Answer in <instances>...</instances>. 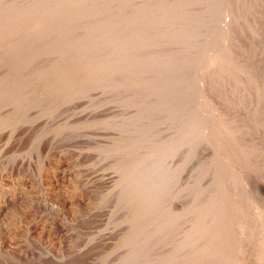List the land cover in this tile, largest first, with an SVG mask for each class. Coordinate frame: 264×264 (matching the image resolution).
<instances>
[{
    "label": "rangeland",
    "instance_id": "obj_1",
    "mask_svg": "<svg viewBox=\"0 0 264 264\" xmlns=\"http://www.w3.org/2000/svg\"><path fill=\"white\" fill-rule=\"evenodd\" d=\"M234 1L0 0V264L264 263V0Z\"/></svg>",
    "mask_w": 264,
    "mask_h": 264
},
{
    "label": "bare ground",
    "instance_id": "obj_2",
    "mask_svg": "<svg viewBox=\"0 0 264 264\" xmlns=\"http://www.w3.org/2000/svg\"><path fill=\"white\" fill-rule=\"evenodd\" d=\"M244 2H246L245 0H235L234 1V7L236 8V9H238L239 10V12L240 11H244ZM254 2V1H253ZM260 2V1H259ZM247 4L248 3H250V2H246ZM254 3H256L257 4V2L255 1ZM261 3V2H260ZM247 4H245V5H247ZM253 4V3H252ZM255 4V5H256ZM250 5H251V3H250ZM254 5V6H255ZM258 5H261V4H259L258 3ZM252 6V5H251ZM262 6H263V4H262ZM264 7V6H263ZM249 8H250V6H249ZM255 8H256V6H255ZM251 9H253V8H251ZM250 9V10H251ZM250 10H249V13H250ZM252 11V10H251ZM254 11V10H253ZM263 11H264V8H263ZM230 12V11H229ZM234 12V11H233ZM254 13V12H253ZM264 14V13H263ZM254 15H255V13H254ZM257 15V14H256ZM240 16V17H239ZM239 16L237 17V18H239V20H241V19H243V17H244V14L243 13H241V14H239ZM262 16V15H261ZM234 17V16H233ZM242 17V18H241ZM254 17V16H253ZM260 17V16H259ZM264 17V16H263ZM255 18V17H254ZM244 19H246V18H244ZM257 20V19H256ZM262 22V24L261 25H264V20H262L261 21ZM261 22H259V23H261ZM100 23V22H99ZM258 23V22H257ZM235 24H236V21H235ZM238 24H239V21H238ZM253 24V23H252ZM247 25V24H246ZM254 25H256V24H254ZM258 26L260 25V24H257ZM97 26V25H96ZM100 26V25H99ZM230 26V25H229ZM258 26H256V27H258ZM233 28L235 27L234 25L232 26ZM237 29H238V27H237ZM239 29H242V28H240L239 27ZM238 29V30H239ZM217 30V29H216ZM234 30V29H233ZM243 30V29H242ZM252 30V29H251ZM241 31V30H240ZM253 31V30H252ZM255 31H256V29H255ZM243 32H244V30H243ZM246 32V31H245ZM254 32V31H253ZM258 32V31H257ZM263 32V31H262ZM231 33V32H230ZM240 33V32H239ZM251 33V32H250ZM228 34H229V32H228ZM255 34H256V32H255ZM214 35V34H213ZM243 35V34H242ZM253 35V34H252ZM251 35V36H252ZM254 36H256V37H258L257 35H254ZM247 37H248V33H247ZM238 38V37H237ZM240 38V37H239ZM243 38H245V36L243 37ZM228 39V38H227ZM234 39V38H233ZM241 39V38H240ZM249 39V38H248ZM251 40H252V38H250ZM235 40V39H234ZM228 41V40H227ZM233 41V40H232ZM238 41H239V39H238ZM244 41V40H243ZM245 41H246V38H245ZM256 41V40H255ZM229 43V42H228ZM237 43V42H236ZM252 43V42H251ZM250 43V44H251ZM257 43L259 44V45H254L253 43H252V45L251 46H253L252 47V49H250L249 50V54H250V52H251V54H252V56L257 60V61H259V60H264V40L263 39H261L260 37H259V39H257ZM227 44V43H226ZM247 44V43H246ZM249 44V43H248ZM247 44V45H248ZM227 45H229V44H227ZM233 45H234V43H233ZM240 45H241V43H240ZM246 45V46H247ZM243 46V45H242ZM245 46V45H244ZM222 47V46H221ZM236 48H238V47H236ZM240 49H241V47H239ZM244 48V47H243ZM234 49V48H233ZM228 50V49H227ZM230 50V49H229ZM238 50V49H237ZM242 50H244V49H242ZM237 52L238 51H236V54H237ZM247 52V51H246ZM248 53V52H247ZM247 53H244L245 55L247 54ZM234 54V53H233ZM242 54V53H241ZM249 54L247 55V57L249 56ZM225 55V54H224ZM237 55H239V54H237ZM236 55V56H237ZM218 56V55H217ZM239 56H241V55H239ZM243 56V55H242ZM219 57V56H218ZM235 57V56H234ZM261 57L263 58V59H261ZM231 59H233V57H230ZM221 59V58H220ZM219 59V60H220ZM231 59H229V61H225L223 64H224V69H223V67H222V69L220 70H217V72H215V69H214V71H213V69H212V71H210L211 73H210V75H208V77H210L211 78V80H210V82L211 81H213V78L212 77H214V83L212 84V85H214V87L216 88V90H217V93H216V97H218V98H223L224 97V101L225 102H220V103H218V104H220V108H224V109H226V111H229L228 109H230V108H228L227 106H230L231 104V102H230V98L228 99H226L225 98V91L226 90H228V89H226V88H229L228 86L230 85V83H231V81H232V79L234 78V76H233V78H232V75H233V71H234V69H233V67H232V64H233V62H234V59H236V58H234L232 61H231ZM243 59V58H242ZM250 59V58H249ZM238 60H239V58H238ZM241 60V59H240ZM245 60H247L248 61V59L246 58ZM245 60H241L242 61V63L245 61ZM206 61V60H205ZM208 61V60H207ZM221 61V60H220ZM250 61V60H249ZM260 61V62H261ZM240 62V61H239ZM251 62V61H250ZM256 62V61H255ZM263 62V61H262ZM261 62V63H262ZM213 63V62H212ZM219 63H222V62H219ZM246 63V62H245ZM245 63H243L242 64V66L245 64ZM257 63V62H256ZM53 64V63H52ZM235 64H236V62H235ZM239 64V63H238ZM251 64V63H250ZM253 64H255V63H253ZM220 65V64H219ZM240 65V64H239ZM258 65H260L259 63H258ZM236 66V65H235ZM241 66V67H242ZM254 66H256V65H254ZM261 66H262V64H261ZM214 67V66H213ZM238 67V66H237ZM259 67V66H258ZM263 67H264V65H263ZM215 68V67H214ZM240 68V67H239ZM243 68V67H242ZM204 69H206V68H204ZM236 70H237V68H236ZM239 70V69H238ZM256 70H257V68H256ZM206 71V70H205ZM243 71H245V70H243ZM238 72H241V71H238ZM246 72H247V70H246ZM262 72V71H261ZM248 73V72H247ZM204 74H205V72H204ZM239 74V73H238ZM246 74V73H245ZM249 74H250V72H249ZM255 74V73H254ZM253 74V75H254ZM235 75V74H234ZM248 75V74H247ZM256 75V74H255ZM206 76V75H205ZM250 77V76H249ZM206 78H207V76H206ZM232 78V79H231ZM231 79V80H230ZM236 79V78H235ZM262 79V78H261ZM205 80V79H204ZM251 80H248L247 81V83H245V85H244V90H242L243 92H244V94L243 95H241V96H243L242 97V100H245V102L246 103H252L253 105H254V103H255V105H254V109L256 110L254 113H252V115H253V117H254V119L252 120L253 122H252V124L250 125V126H252V128L249 130V132H247V133H250V134H248V136H247V138H246V143L247 144H258V143H260L261 144V142L260 141H262V140H264L262 137H264V131H262V133H261V129H260V125H262V123H261V121H264V83L263 84H253V83H251L250 82ZM206 82V81H205ZM209 82V83H210ZM246 82V81H245ZM202 83H204V81H203V78H202ZM212 83V82H211ZM205 84V83H204ZM233 84V83H232ZM231 84V85H232ZM235 84V83H234ZM208 85V84H207ZM238 85V84H237ZM210 86V85H209ZM233 87V86H232ZM210 88H212V86L210 87ZM210 88H208L209 90H210ZM234 88V87H233ZM243 88V87H242ZM230 89V88H229ZM235 89H236V87H235ZM234 89H232V91H233ZM229 91H231V90H229ZM229 91H228V93H229ZM237 91V90H236ZM241 91V92H242ZM207 92H209L210 93V95H211V91H208L207 90ZM214 92V91H213ZM238 92V91H237ZM204 93H205V91H204ZM207 94V93H206ZM213 95V94H212ZM215 95V94H214ZM235 95V94H234ZM234 95L233 96H231V97H234ZM236 95H237V93H236ZM221 96H223V97H221ZM227 97V96H226ZM230 97V96H229ZM239 97V96H238ZM226 99V100H225ZM238 99V98H237ZM240 100V99H239ZM233 101V100H232ZM209 103V102H208ZM207 103V104H208ZM211 103V102H210ZM235 103V102H234ZM241 103V102H240ZM249 103H248V105H249ZM216 105H217V103H216ZM218 106V105H217ZM233 106H236V105H234L233 104ZM214 107V106H213ZM242 107H243V105H242ZM217 108V107H216ZM215 108V109H216ZM240 108V107H239ZM237 109V108H236ZM214 110V109H213ZM218 111V110H217ZM223 111H225V110H223ZM223 111L222 110H219V114L218 115H216V116H218L219 117V115L221 116V117H223L224 118V120L225 119H228V116H224V114H223ZM245 111H246V109H245ZM230 112V111H229ZM251 112H252V110H251ZM216 113V112H215ZM237 114H235V112L233 113V112H231L230 114H229V117H230V120L232 121V120H236V119H239V120H241L242 121V119L244 118L245 119V117L246 116H239L238 115V112H236ZM242 113V112H241ZM249 114H251L250 112H248V114H247V116L249 115ZM207 117V116H206ZM218 117H216V118H218ZM251 119H252V117H251ZM204 120V119H203ZM218 122V121H217ZM234 122V121H233ZM239 122V121H238ZM246 122V121H245ZM248 122V121H247ZM231 123V122H230ZM260 123V124H259ZM201 124V123H200ZM234 124V123H233ZM244 124V123H243ZM264 124V123H263ZM189 125V124H188ZM196 125V124H195ZM227 125V124H226ZM230 125V124H229ZM231 126H232V124H231ZM240 126V125H239ZM215 127V126H214ZM241 127H244V126H241ZM245 127H247L246 125H245ZM261 127H263V126H261ZM212 128V127H211ZM231 129V128H230ZM236 129H237V127H236ZM238 129H240V128H238ZM242 129H244V128H242ZM211 130H213V128L211 129ZM227 131V130H226ZM228 131H229V133H230V130H229V127H228ZM227 131V132H228ZM233 131V130H232ZM239 132V131H238ZM235 133V132H234ZM199 134V133H198ZM204 134V133H203ZM237 134V133H236ZM229 135V134H228ZM243 136V135H242ZM194 137V136H193ZM221 137V136H220ZM232 137V136H231ZM243 137H245V136H243ZM224 138V137H223ZM222 138V139H223ZM236 138V137H235ZM239 138V137H238ZM237 138V139H238ZM197 139V138H196ZM227 139V138H226ZM225 139V140H226ZM229 139V138H228ZM224 140V139H223ZM235 140V139H234ZM243 140V139H242ZM199 141V140H198ZM244 141H245V139H244ZM257 141H259V142H257ZM242 142V141H241ZM240 142V143H241ZM246 145V144H245ZM259 145V144H258ZM232 146V145H231ZM240 146H243V145H241L240 144ZM223 150V149H222ZM264 150V149H263ZM260 152H262V151H260ZM239 153V152H238ZM254 153H256L255 151H254ZM253 155V154H252ZM256 155V154H255ZM262 156V155H261ZM260 156V157H261ZM264 156V155H263ZM252 157V156H251ZM243 158V157H242ZM251 159V158H250ZM233 160V159H232ZM257 160V159H256ZM258 160H261V159H258ZM246 162V161H245ZM247 163V162H246ZM262 164H264V162L262 163ZM63 167V166H62ZM237 167V166H236ZM5 168V167H4ZM17 170H18V168H16ZM225 169V168H224ZM13 170V169H12ZM2 171V170H1ZM9 172V171H8ZM21 172H23L22 170H21ZM246 172V171H245ZM7 173V172H6ZM11 173V172H10ZM20 173V172H19ZM14 174V173H13ZM18 174V173H17ZM17 174H16V176H17ZM237 174V173H236ZM8 175V174H7ZM11 174H9V176H10ZM20 175V174H19ZM6 176V175H5ZM5 176H3V177H5ZM12 176V175H11ZM50 176V175H49ZM53 176H55V175H53ZM53 176H52V174H51V180H55V177H54V179H53ZM237 176V175H236ZM12 177H14V175L12 176ZM235 177V176H234ZM233 177V178H234ZM50 178V177H49ZM3 179H5V178H3ZM7 179V178H6ZM10 179H12V178H10ZM14 179V178H13ZM2 180V179H1ZM19 181V180H18ZM50 181V180H49ZM239 181H240V178H239ZM8 182V181H7ZM11 182V181H10ZM14 183H15V181H13ZM13 183V184H14ZM10 184V183H9ZM20 184V183H19ZM23 184V183H22ZM26 185H27V183H26ZM25 185V186H26ZM53 185H55V184H53ZM245 185V184H244ZM28 187H30L29 185H28ZM53 187V186H52ZM219 187V186H218ZM21 188V187H20ZM31 188V187H30ZM54 188V187H53ZM13 189H15V188H13ZM28 189V188H27ZM34 190V189H33ZM18 191H20V189L18 188ZM3 192V191H2ZM14 192H16V191H14ZM22 192H24V190L22 191ZM7 194V193H6ZM5 194V195H6ZM13 194V193H12ZM22 194V193H21ZM24 194V193H23ZM28 194V193H27ZM27 194H26V192H25V195L27 196ZM10 195V194H9ZM14 195H18V194H14ZM238 196V195H237ZM22 196H12V197H8V196H5V197H3L1 200H0V212H8L9 210V208L10 207H12V206H14L15 204L14 203H17L18 201H20V199L22 200V198H21ZM25 197V196H24ZM250 197V196H249ZM27 199V198H26ZM237 199V198H236ZM30 200V199H29ZM253 200V199H252ZM25 201V200H24ZM27 201V200H26ZM243 201V200H242ZM242 201H241V203H242ZM249 201H251V200H249ZM248 201V202H249ZM29 202V201H28ZM27 202V203H28ZM244 202V201H243ZM247 202V201H246ZM21 203V202H20ZM23 204H24V202H22ZM253 204V202L251 201L250 202V204ZM23 204H21V205H23ZM20 205V206H21ZM244 205V204H243ZM249 205V204H248ZM245 206V205H244ZM250 206V205H249ZM255 206V205H254ZM253 207V206H252ZM256 207V206H255ZM262 207V206H261ZM15 208H17V207H15ZM8 210V211H7ZM241 210V209H240ZM243 212V211H242ZM1 215V214H0ZM4 215L6 216L7 214H5L4 213ZM3 215V216H4ZM0 218H2V216L0 217ZM4 218V217H3ZM259 219V218H258ZM253 222H255V221H253ZM246 224V223H245ZM253 224V223H252ZM263 224V223H262ZM244 225V224H243ZM261 225V224H260ZM264 225V224H263ZM263 225H261L262 226V228L264 227ZM261 226H259L260 228H261ZM245 227V226H244ZM252 227V226H251ZM261 228V229H262ZM164 229V228H163ZM246 229V228H245ZM250 229V228H249ZM252 229V228H251ZM258 230V229H257ZM241 231V230H240ZM245 231V230H244ZM247 231H248V229H247ZM262 232V231H261ZM263 233V232H262ZM249 244V243H248ZM237 245V244H236ZM255 247V246H254ZM264 247V246H263ZM263 247H262V249H263ZM241 248V247H240ZM261 248V247H260ZM257 250V249H255L256 251H254V254L252 253H250L251 255H253V259H256V261L257 260H260V257L264 254V252H263V254H262V251L263 250ZM246 251V250H245ZM244 251V252H245ZM247 251H248V249H247ZM252 251V250H251ZM250 251V252H251ZM243 253V252H242ZM241 253V254H242ZM246 253V252H245ZM248 254V253H247ZM240 255V254H239ZM243 255V254H242ZM242 255H241V257H242ZM244 255H246V254H244ZM244 255H243V257H244ZM237 257V256H236ZM240 257V258H241ZM248 257L249 258H251L249 255H248ZM247 257V258H248ZM263 257V256H262ZM262 257H261V259H262ZM246 258V259H247ZM248 258V259H249ZM239 259V258H238ZM247 259V260H248ZM231 261V260H230ZM234 262V261H233ZM248 262H250V260L248 261ZM247 262V263H248ZM259 262V261H258ZM263 262H264V260H263ZM235 263V262H234ZM243 263H245V262H243ZM260 263V262H259ZM253 264H254V262H253ZM255 264H256V262H255ZM264 264V263H263Z\"/></svg>",
    "mask_w": 264,
    "mask_h": 264
}]
</instances>
